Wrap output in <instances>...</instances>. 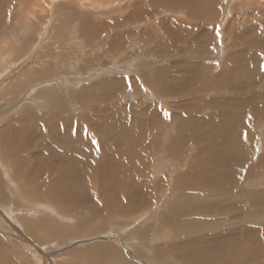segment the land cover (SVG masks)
I'll list each match as a JSON object with an SVG mask.
<instances>
[{"label":"rangeland","instance_id":"obj_1","mask_svg":"<svg viewBox=\"0 0 264 264\" xmlns=\"http://www.w3.org/2000/svg\"><path fill=\"white\" fill-rule=\"evenodd\" d=\"M3 1L4 12L2 14H4L3 19L6 22H2L5 25L0 27V58L5 57L7 62H0V185L3 188V191H0V264H184L181 262L180 253L171 251L175 246V242H172L174 241V233L182 231L181 233L187 235V227L170 228L172 231L159 227L161 218L171 213V205L174 206L176 213L190 214L191 217L188 219L194 224L193 228L188 227L191 231L196 227L202 230L204 226H207L208 218L206 219L205 216H210L214 220L218 218L216 222L219 224H223V221L227 222L218 230H213V233L205 234V236L196 234L201 237L204 236L206 241L209 240L211 242V246L207 245V248H209L207 252L200 250L202 252H200L201 254L199 253L200 259L206 261V264H264V227L261 225L254 226L250 223L251 220L252 223L254 220L256 222L263 220L264 214L257 213V216L253 214L250 217L248 216V218H243L244 216L237 212L233 215L241 216H233L232 218L227 215L216 217L218 215L216 212L211 213L212 215L204 214L205 212L191 214L192 207L186 208L187 205L186 207L184 206L188 202H197L193 198L195 193L186 191L184 194L175 197L174 194L177 192L173 188L174 174L178 173L177 170L184 172L186 166L182 161L166 156L162 145L151 148L142 147L143 150L140 148L141 151L134 157V159L137 158L138 168L135 165L132 166L133 172L138 169L137 172L140 178L138 175L129 177L128 174L126 178L124 177L126 179L125 186L123 187V193H121L122 199H119L123 200L124 203H130L131 205L133 203L132 206H136L137 210L123 216L116 215L109 219L107 216L109 217L110 214H107V212V216L99 213L102 207V200L98 196V194L100 195L98 192H105L101 193L104 199L112 197L108 187L100 186L102 179L104 186L109 183V181L105 180L106 178L103 174L102 176L99 175L100 178L98 174H86L82 183L84 186L86 185L85 188L87 187V189L79 190L78 188L77 191H82L84 192L83 194L90 193L91 196L89 198L83 197L82 200L79 198L78 201L69 198L61 201L47 196L44 191L40 195H35V198L27 197L21 195L22 188L28 187L32 189L34 185L27 183L20 175L21 172H16L14 164L10 162L11 160L3 155L4 152L1 153L2 148L11 147L7 138H5L7 126L10 124L14 125V123H16L15 128L24 126L26 121L20 120L21 122H18L15 118L20 116L24 109L28 107L31 110V114L35 117L37 116L41 123L34 122L35 126L32 128L31 137L29 136L32 139L31 142L27 136V141L33 144L32 147L27 146L26 149L22 147L23 149L20 148L18 150L23 158H27L26 162H23L24 170L31 172L34 168H41L42 171L39 174V178L41 176L42 178L39 179V183L45 184L46 181H49L52 189L56 192V194L53 192V195L57 197L56 195L62 193L63 190L65 191L57 183L62 177H57L58 174H52V176L50 175L52 179H50L47 175L53 171L52 166L55 169L58 168V170L54 171L59 173L61 168L58 166L59 163L51 162L48 148H45L46 146L42 147L40 144L49 143V145L58 150L68 151L70 156H79L82 153L80 149L76 148V142H79L81 146L90 148L89 145L87 146L79 141L77 136L80 135L81 128L77 121H73L74 116L81 112V107L76 100L77 95L83 89L91 87L92 83L103 78L113 76L125 78L126 80L137 78L139 70L136 66L143 63L144 60L147 64L146 71L165 65L166 58L159 59L155 55V57L149 56L150 58H148V56L139 55L138 53L133 55V52L139 50V48L146 50L165 41L167 48L170 47L169 49H174L179 54L187 56L188 61H199L201 59L204 61L202 63L213 62L218 67L226 65L227 67L223 71L227 69L225 71L227 74H238L240 76L238 84L243 91L221 89L215 93V90L210 88L206 92H197L195 95L189 92L183 98L173 99L175 97H170L169 94L160 95L155 89L145 88L146 85L136 86L138 88L134 89L128 83L121 89L115 90L117 98L109 101L111 103L115 102L112 110H110L112 106L109 108V117L113 118L110 115L115 112L116 104H122L124 108L126 106H138L139 108L140 105H145L147 112L161 111L165 116L166 125H172L171 118L172 115L176 114V102H180L182 99V107H190L192 99H202L208 105L205 111L207 113L211 111L208 115V120H217L216 125L221 126L222 122L224 125L226 117L220 111L217 112L214 109L215 105L222 106L221 108L231 120L233 114L244 115L245 120L252 125V129L248 134L254 137V147H257L254 156L259 163V153L261 152L259 150L264 151V0H215L214 11H211V16L209 15L207 19L189 17L187 10L171 9L168 0H158L159 2L155 5H150V0ZM137 1L142 2L139 3L141 6H138L133 16L127 20V23L124 22L123 24L125 16L133 12L134 7L137 6L135 5ZM167 1L168 3L165 4ZM140 8L147 12V18L137 19ZM141 15H143V12ZM116 23L120 25L117 30L126 29L130 31V33H123V38L119 37L120 42L124 39L123 45L125 47L123 50L120 49V52H117L118 49L114 47L111 48L112 51H109L107 47L109 45L108 40H110L108 36L113 35L114 32L111 26L113 27ZM95 25H99V28H97L98 32L92 30V28L88 29V27ZM82 26H88L86 27L87 31ZM192 28H194L193 32L196 34H201L202 32L199 31L205 28L203 32L206 34L202 36L206 37L203 38L205 42L208 44L210 40L214 41L209 42L208 48H206L207 56L206 54L202 56L193 54V50L198 44L194 39L200 35H197L194 39H189L188 35L193 36L195 34L188 32ZM165 29L170 30L166 33L164 32ZM230 29L234 34L228 35ZM165 34H174L180 39H168ZM140 38H143L144 41H140ZM235 54H237L236 58ZM96 59L97 62L95 63ZM3 65L5 70L1 67ZM182 66V64L179 65L177 69L182 73V78L185 79L190 74L182 72ZM26 69L32 71H28V75L32 77L29 83L21 81L23 79L21 74L25 73L23 71ZM36 71L42 74L43 79L41 77L38 78L39 75ZM206 74L208 77L214 75L212 73ZM18 79L20 80L18 81L19 83L17 82ZM11 81L17 83L16 93L13 91L15 86H10ZM37 82L40 85L39 83L36 85ZM61 83L64 88L59 87ZM140 84L142 85L141 82ZM207 84L209 85L208 82ZM46 87L50 89L48 88V90ZM44 89H47L48 93L53 95L54 98L44 96L47 95ZM74 95L75 97L72 98ZM223 97L232 99L234 101L233 104L225 106ZM90 99L88 100L91 105L97 103V110H99V107L100 109L108 108L105 103L100 101L98 103L96 100L92 101ZM237 101L246 102L248 106H254L260 111L257 110L254 115L251 111V114L245 117V112L240 113L238 111ZM58 102L62 104L61 107ZM124 108H120V113L127 115L124 112ZM23 115L25 118L30 117L29 114ZM134 117L137 118L136 115ZM38 118L36 121H38ZM65 118L70 119L71 123L69 124L67 143L65 146H61L58 145L60 144L59 142L50 138L40 128L43 125L53 123V121L58 126H62ZM127 120L128 118L125 117V122ZM81 121L86 134L90 133L94 140L99 137L103 140L105 139L102 135L95 136L92 126L90 125L89 127L88 124H85L86 122ZM173 125L176 127L174 120ZM227 127H231L230 129L238 128L230 124ZM170 129V134L163 132L159 135L158 140L160 142H162L163 137L175 134V129L173 127ZM223 132L225 133L224 129ZM145 146L147 145L145 144ZM49 148V150H53L51 147ZM31 152L33 153L32 155L30 154ZM97 154L102 156L103 153L99 154L97 151ZM132 156V153H127L126 159H131L128 157ZM78 159L79 162L80 158ZM48 160L50 161L48 162ZM206 160L210 161V158L206 156ZM125 162L126 160L122 164L128 166ZM258 166L256 171L262 181L264 180V159ZM3 173L11 181V184L7 183L8 181ZM46 177L47 180H45ZM87 178H90V181ZM128 181H135L134 183L139 186L130 187L128 186ZM136 181H144L146 186L140 185ZM261 181L254 180V183L257 184L256 187L260 185ZM189 182L186 180L183 184L187 185ZM126 189L128 190L126 191ZM138 189L140 190L139 192L143 189L145 193H139ZM229 189L231 192L232 187ZM96 192L98 193L97 195ZM104 194L107 196L104 197ZM218 194L213 193L210 197L218 196ZM226 195L228 194L224 193L221 196L225 197ZM1 196H6L7 200H2ZM38 197L41 199L38 200ZM47 197L51 200H48ZM94 208L95 210L93 211ZM63 217L70 220L64 221ZM198 217L205 218L198 222ZM22 220L25 221L21 222ZM201 221L207 223H203V225ZM187 224L190 226V222ZM45 225L59 227L60 232L65 230V233L62 235L49 234L43 228ZM28 230L31 233H28ZM248 231L255 232L258 242L255 238H252L254 234L251 236L248 234L243 235V233ZM143 233L147 234V236H143ZM235 233H237L238 237L240 235L244 237L236 239L237 242L233 239H228L231 235L235 237ZM216 235H219L220 238L212 240ZM225 238L227 239L225 240ZM182 242H178V244L181 245ZM205 242L203 245H205ZM167 245L171 246L170 250ZM102 246H106L111 251L113 249L119 252V255L118 253L110 254V250V253L104 257L94 255L93 249H98ZM155 248L159 249L155 251ZM175 254H178V257H175ZM161 255L164 256L162 257ZM240 260L242 263H240Z\"/></svg>","mask_w":264,"mask_h":264},{"label":"bare ground","instance_id":"obj_2","mask_svg":"<svg viewBox=\"0 0 264 264\" xmlns=\"http://www.w3.org/2000/svg\"><path fill=\"white\" fill-rule=\"evenodd\" d=\"M168 1L171 5L170 6L171 9L178 8V9H182V10H187L186 12L189 15V17H199L202 19H207V17H209V15L214 11V5L216 4L215 0H168ZM168 1L165 2V4H167ZM3 2H4L3 0H0V27L5 25L2 22H6V21H4L5 19H3L4 14H2L4 12V10H3V4L4 3ZM158 2H159L158 0H150L149 1L150 5H152V4L155 5ZM46 3H47V1H46ZM139 3H142V2L141 1L135 2V5H137V6L134 7L135 9L133 10V12H130L128 15L125 16V18L123 19L124 20L123 24H124V22L127 23V20H129V18H131L133 16V14L136 12L138 6H141V5H139ZM144 11H145L144 9H141V8L139 9L137 19L147 18V16H148L147 12H144ZM142 12H143V15H141ZM5 13H7V12H5ZM144 16H146V17H144ZM139 22H140V20H139ZM118 26H120L119 23L114 24L113 27L111 26V28L114 30V32H113V35L108 36V38L110 40L107 39L108 43H109V45L107 46L109 51H112L111 48H113V47L118 49L117 52H120L121 50H123L125 48L123 45L124 39H122V41L120 42L119 37L123 38V33L124 34L130 33V31H127L126 29L117 30V29H119ZM86 27H88V26H82V28L84 30L87 29ZM196 27H194V28H196ZM91 28H92V30H96L97 32L99 31L97 29V28H99V25L88 27V29H91ZM194 28L190 29L188 32H191V34L195 33V32H193ZM107 29H109V28H107ZM169 30L165 29L164 32L168 33ZM204 30H205V28H203L202 31H199V32H202L201 34L195 33L193 36L188 35L189 39H194L197 35H200L198 38L194 39L198 44L196 43L197 45L195 47V50H193V54H199L201 56L206 54V56H207L208 52H207L206 48H208L209 42H214L213 40H210L208 42V44H207V42H205V40L203 38H206V37H202L206 34L205 32H203ZM212 34H213V32H212ZM230 34L231 35L234 34L231 31V29H230V33H228V35H230ZM129 35H131V34H129ZM165 35L167 36L168 39H170V38H172V40L173 39L174 40L180 39L177 35H174V34L173 35L165 34ZM111 36H113V37H111ZM150 37L152 38V36H150ZM159 40L161 41V39H159ZM159 40H157V41H159ZM140 41H144V39L140 38ZM145 41H147V40H145ZM153 41H154V37H153ZM169 41H168V43H169ZM119 42H120V44H119ZM165 45H166V43L164 41V42H160V44L158 46L154 45L153 48L151 47V48L146 49V50H143L144 48L143 49L139 48V50H135L133 52V55H136L137 53L139 55L144 54V55L148 56V58H150L151 56H153V57L157 56V58H159V59L166 58V60H165L166 64L165 65H160L158 68H156L154 70H147L146 71L147 64L145 63V60H144L143 63L136 66L139 70L138 71L139 76L137 78H132L129 80H126L125 78H120L118 76L117 77L113 76V77L103 78L100 81H96L95 83H92L91 87L83 89L77 95L76 100H77V103H79V106L81 107V112L78 113L76 116H74L73 121H77L79 124V127L81 128V132L78 131L80 133V135L77 136L79 138V141H81L83 144H85L87 146L89 145L90 148H88V147L86 148L85 146H81L79 144V142H76L75 143L76 148L80 149V151H82V153L79 156L75 155L76 156V158H75V156H70L68 151L65 152L63 150L64 151L63 152L62 150H58L57 148H54L53 146L49 145V143L48 144H46V143L40 144L42 147L46 146L45 148H48L47 149L48 154H49V156L51 155L50 156L51 162L54 161L53 163H55V164L59 163L58 166H59V168H61V171L59 173L58 171H54V170H58V168L55 169L52 166L51 168L53 169V171H51L47 175V176H49V178H50V175L52 176V174H58L57 177H60V176L62 177V179L57 181V183H59L58 186L65 189V191L62 189L63 190L62 193H60L59 195H56L57 197H55L53 195V192L55 194H56V192H55V190L52 189L51 183L49 181H46L45 184L39 183V179L42 178V176L39 178V174L42 171L41 168H39V167L34 168V170H31V172H26V170H24L25 166H23V162L25 160H27V158L26 157L23 158V156H21L19 154L18 150L20 148L26 149L27 146L32 147L33 144L30 143L32 140L30 137H31L32 128H33V126H35L34 122H40L41 123L40 119L37 116L35 117L34 115L31 114V110L28 107H26V108L24 107L25 109H24L23 113L20 116L16 117L15 120L18 122L20 120H24L27 123L25 122L24 126H21L18 128H15L16 123H14V125L13 124L8 125L7 129H6L7 134H6L5 138H7L9 145L13 148L8 147V148H2L1 149V153L4 152L3 155L7 156L11 160L10 162H12L14 164L16 172H18V173L21 172L20 175L24 178V180L27 183H32V185H34V187H32V189L28 188V187L22 188V193L20 192L21 190L19 191L21 193V195L35 198V195H40L41 192L44 191V194H46L47 196H50L52 198L54 197L55 199H58L61 201L68 200L69 198L71 200H77V201L79 200V198L82 200L83 197L89 198L91 196V194L90 193L87 194L86 191H85L86 194H83L84 192H82V191H77L78 188H79V190L83 189V188L87 189V187L85 188L86 185L84 186L82 183V181H84V179H85L86 174L87 173H91V175L98 174V177H99V175L102 176V174H103V176H105V178H106L105 180L109 181V183L108 184L106 183L104 186L103 185L104 181L102 179L100 182L101 183L100 186L101 187H108V191L113 198L108 197L107 199H104V198H102L103 196H101L102 191L98 192V193H100V195L96 192V195L98 194V196H100V198L102 200V203L100 202L101 206H102L99 210L100 215H104L107 212V214H110L109 217L106 214L107 218L109 219V218L115 217L116 215L123 216V215L129 214V213H132V212L137 210L136 206H132L133 203H132V205L130 203H124L123 200L119 199V198L122 199L121 193H123L122 192L124 190L123 187L125 186V180L126 179H124V177L126 178L127 174L129 177L132 175H135V176L138 175V172H137L138 169L137 170L135 169L136 172L135 171L133 172L132 166L135 165L136 168H138L137 158L134 159V157H135V155L137 156L139 154V151H141L142 147L151 148V147H157L158 145H162L163 149L166 153L165 154L166 156L172 157L178 161H182L186 166L184 169V172H179L178 170H177L178 173L174 172L175 174L173 177V188H174L175 192H177L176 194H174L175 197L177 195L184 194V192H186V191H192L193 193H195V196L193 195V198L195 200H197V202L196 201H192V203L188 202V204L186 203L184 206V207H186V205H187L186 208L192 207L191 214L197 213V212H205L204 214L208 215V214L216 212V213H218V215H216V217H219L221 215H227L230 218H232L234 216L233 214L236 212L241 214L242 216H244L243 218H248V216L250 217V215H253V214H255V216H257V213L258 214H264V180H262V181L260 180V178L258 177V173L256 171L258 164L261 163V161H263V159H264V151L259 150L261 152L259 153L260 159H258V161H259V163H258L257 158H255V156H254L255 150L257 148V147H254L255 146L254 139H253L254 137H252L251 135L248 134L249 131H251V129H252V125L249 124L245 120L244 115L237 114V113L233 114V117L231 120V118L227 116V113L221 108L222 106H216L215 105L214 109L217 110V112L220 111V113L226 117V119L224 121V125H223V122H222L221 126L216 125L217 120H211V121L208 120V118H209L208 115L211 113V111L208 113L205 111V108L208 106L207 104H205L206 101H204L202 99L201 100L192 99L190 102V107L189 106H183L182 107L183 100L181 99L180 102H176V104H175L176 114L172 115V118H171L172 125H166L165 118H164L165 116L163 115V113L161 111L156 112L154 110V111H148L147 112L145 110L146 109L145 105H142V106L140 105L139 108H138V106L137 107L126 106L124 108V107H122L123 106L122 104H116L115 105V107H116L115 112H113L110 115L113 118L109 117V108H110V106H112L110 109V110H112V108L114 107L113 104H115V102L111 103L109 101L113 98H117L116 97L117 95L115 94V90L121 89L122 87H124L128 83L131 84L134 89L138 88L136 86L146 85L145 88L155 89L157 91V93L160 95L169 94L170 97H175L173 99L183 98L184 95H188L189 92H191L192 95H195V93H197V92H206L210 88L214 89L215 93H217L221 89H235V90H238V92L243 91L241 86H239V84H238V80H239L240 76L238 74L237 75L232 74L233 75L232 76L229 73H228L229 74L228 75L227 72H225V71H227V69L225 71H223L225 69V67H227L226 65H223V67H221L219 65L220 67H218V66H215L213 64V62L202 63L204 61L201 59L199 61H197V60L188 61L187 56L179 54L178 51H175L174 49H169L170 47L167 48ZM190 50L192 51V49H190ZM107 53H108V51H107ZM234 56L236 58L237 54H235ZM3 59H4V61H3ZM0 62H7V61H6L5 57H2V58H0ZM96 62H97V59L95 60V63ZM178 62H179V64H178ZM181 64L183 65L182 68H184V70H182V68H181V71L190 74L185 79L182 78V75H181L182 73H180L177 69V68H179V65H181ZM1 67H2V69H4L5 66L3 65ZM58 70H60V69H58ZM164 70H167V71H164ZM28 71H30V70L26 69L23 71L25 73L22 72L23 74H21V77L23 76V79L21 81H24L25 83L26 82L29 83V80L30 81L32 80V77L30 75H28L29 74ZM30 72H32V71H30ZM36 73H38V75H39L38 78H40V77L42 78V74L40 72L36 71ZM167 73H168V75H167ZM206 73H212L214 75H211L210 77H208V75ZM61 74H62V72H61ZM19 79H21V78H19ZM19 79L17 80V82L20 81ZM206 81L209 83V85L207 84ZM227 81H228V83H226ZM140 82L142 83V85L140 84ZM38 83L39 82H37L36 85H38ZM16 84L17 83L15 81L14 82L11 81V83H10L11 87L15 86L14 90H13L15 93H16V90L18 88V86H16ZM66 84L68 85V83H66ZM39 85H40V83H39ZM46 85L48 86V84H46ZM59 85H61V86H59L60 88L61 87L64 88L62 83ZM49 87H46V88L48 89ZM47 89H44L45 94H47L44 96H48V97L53 99L54 96L50 95V93H48ZM13 91H12V93H13ZM74 97H75V95L72 96V98H74ZM87 97H89V98H87ZM92 98H96V99H92ZM88 99H90L92 101L96 100L98 103H99V101L102 103H105L106 104L105 106H108V108H106V109L101 108L100 109V107H99V110H97V107H98V106H96L97 103L94 105L93 104L91 105V102H89ZM108 102H109V104H107ZM233 102L234 101L232 99L223 97V104L225 106H229V105L233 104ZM59 104L61 107L62 104L61 103H59ZM9 106H11V105H9ZM120 108H124L125 109L124 112H126L127 115H125L124 113H120ZM237 109H238V111H240V113L245 112L246 113L245 117H248L251 114V111L254 115L256 113V111L259 110L257 108H254V106H248V104H246V102H240V101H237ZM201 113H203V114H201ZM23 114H29L30 117L25 118ZM135 115L137 118L134 117ZM62 116H65V115H62ZM125 117L128 118V120L126 122H125ZM37 118H38V121H36ZM66 118L63 120L62 126H60V125L58 126L53 121V123L43 125V126L41 125L42 128H40L44 131V133L46 132V134L50 138L59 142L60 144H58V145H61V146L66 145L67 140H68L67 136H69L68 135V129H69V124L71 123V120L66 119ZM76 118H78V119H76ZM11 119H14V118H11ZM81 120L86 122L85 124H88L89 127H90V125L92 126V128H93L92 131L95 133V136L102 135V137H105V139H104L105 141L100 137L98 139L94 140L91 137L90 133L86 134L83 130V122ZM173 120L175 122L176 127H174V125H173ZM228 124H230L231 126L234 125L235 127H238V128L230 129L231 127H227ZM172 127L175 129V134L173 136L163 137L162 142H160V140H158L159 135L163 132L170 134L169 130H171L170 128H172ZM59 128H60V130H59ZM223 129L225 130V133L223 132ZM27 136H28V139H30V142L27 141ZM144 142L147 146H145ZM224 143H225V145H224ZM7 146H8V144H7ZM164 146H166V147H164ZM49 147H51L53 150L52 151L49 150L50 149ZM109 147H111L112 149ZM224 147H225V152H224ZM84 148H86V149H84ZM97 148H99V149H97ZM70 150H71V148H70ZM97 151L99 154L103 153L102 156L98 155ZM127 153H132L133 156L128 157L131 159H126ZM30 154L32 155L33 153L31 152ZM206 156H208L210 158V161L206 160ZM78 158H80L79 162H78V160H79ZM125 160H126L125 163H127L128 166H125L124 164H122L123 161H125ZM49 161L50 160H48V162ZM13 164H11V165H13ZM21 165L23 168L21 167ZM56 167H57V165H56ZM107 172H108V174H107ZM45 174H47V173H45ZM104 174H106V175H104ZM259 174H261V173L259 172ZM3 175H4V173H3ZM5 178H6V176H5ZM139 178H140V176H139ZM50 179H52V177ZM87 179H89V181H90V178H87ZM45 180H47V177L45 178ZM186 180L188 182L190 181L187 185L183 184L184 182H186ZM254 180L261 181L260 185L258 187H256L257 184L254 183ZM7 181H8L7 182L8 184H11L10 183L11 181H9L8 179H7ZM130 181H132V180H130ZM130 181L127 182L128 186H130V187L139 186V185H136L134 183L135 181L134 182H130ZM136 182L140 185L143 184V186H146L144 181H136ZM1 186L2 185H0V191H3V188ZM230 187H232V189H231V192L233 191L232 193L230 192V189H229ZM127 190L128 189H126V191ZM139 191L140 190L138 189V192ZM133 192H135V191L133 190ZM141 192L143 194L145 193V191L143 189ZM141 192H139V193H141ZM103 193H105V192L103 191ZM106 193H108V192H106ZM213 193L214 194L219 193V194H218V196L210 197ZM224 193L228 194V195H226L225 197H222L221 195H223ZM106 196L107 195L104 194V197H106ZM6 198H7L6 196H1L2 200H7ZM41 198H42V196H41ZM41 198L38 197L37 199L40 200ZM44 199H46V198H44ZM48 200H51V199L48 198ZM125 200H127V199H125ZM64 208H66V207H64ZM170 209H171V213H169V214H167L161 218V225H159V227L166 228L168 230H171L174 228H177V229L183 228L182 226L187 227L186 228L187 235H184L183 233H181L182 231L174 233V236H173L174 241H172V242H175V246L173 247V250L171 252H174V253L179 252L180 253L179 255H181L180 256L181 260H182L181 262L184 264H202V263L206 264V261L200 259L199 253L202 252L200 250H204L205 252H207L209 249V248H207V245L211 246V242H209V240L206 241L204 236H205V234L213 233L212 232L213 230H216V229L218 230L222 225L227 224V222H224L221 219L223 221V224H219L218 222H216V220L218 218L216 220H214V219H211L210 216L204 215L206 217V219L208 218L207 219L208 223L201 221V224L207 223V226H204V229H202V230L199 229L198 227H196V228L192 229V231H191V229L188 227L193 228L194 224H192V221L188 219L191 217L190 214L176 213V210L174 209V206H172V205L170 206ZM94 210H95V208L93 209V211ZM40 211H41V209H40ZM241 215H235V216H241ZM105 217H104V219H105ZM205 217H202V218L204 219ZM202 218L198 217V219H199L198 222H200V220ZM210 219H211V221H210ZM25 220H26V218H25ZM25 220H22L21 222H23ZM65 220H70V219L64 218V221ZM80 221L83 223L82 220H80ZM28 222H29V220H28ZM189 222H190V226L187 224ZM250 223L254 226L255 225H261L264 227V219L263 220L261 219L260 221H257V222H256V220H254L253 223L251 220ZM184 224H186V225H184ZM43 228L46 229V231L49 234L52 233V234H56V235L57 234L62 235L65 233L64 232L65 230L60 232L59 227L57 228V227L52 226V225L51 226L45 225V226H43ZM28 233H31V232L28 230ZM144 233H147V232H144ZM196 234L204 235V236L201 237V236H198ZM235 234H236L235 237H232V235H231V236H229L228 239H233V240H235V242H237L236 239H239V238L242 239L244 237L242 235H240V237H238L237 233H235ZM246 234H248L249 236L254 234L252 236V238H255V240H257L256 239L257 236L255 235V232H251V231L249 232L248 231V232L243 233V235H246ZM143 236H147V234L146 235L144 234ZM34 237H36V236H34ZM217 238L218 239L220 238L219 235H216L212 240H215ZM226 239L227 238H225V240ZM181 241H183V242L181 245H179L178 242H181ZM254 241H253V243H254ZM204 242H205V245H203ZM219 242H220V240H219ZM257 242H258V240H257ZM38 243H39V241H38ZM241 243H243V242H241ZM173 245H174V243H173ZM256 245H258V244H256ZM167 248H169V250H170L171 246H168ZM157 249H159V248H155V251ZM109 250L110 249H107L106 246L105 247L102 246L101 248L93 249V254L96 256H99V257H104V256H107L108 253H110L111 250L110 251ZM115 253H118V255H119V252H116L112 249L110 254L114 255ZM118 255H117V257L119 258ZM175 257H178V254H175ZM240 263H242L241 260H240ZM124 264H126V263H124Z\"/></svg>","mask_w":264,"mask_h":264}]
</instances>
